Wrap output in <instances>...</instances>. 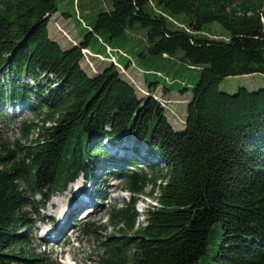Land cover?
<instances>
[{
	"label": "trees",
	"instance_id": "16d2710c",
	"mask_svg": "<svg viewBox=\"0 0 264 264\" xmlns=\"http://www.w3.org/2000/svg\"><path fill=\"white\" fill-rule=\"evenodd\" d=\"M73 4L85 34L61 14L79 38L63 48L47 30L58 14L54 0H0V109L19 104L40 120L21 123L25 144L10 147L0 135V264H54L30 250V216L79 175L90 178L95 162L120 164L110 174L130 196L109 209L118 236L84 225L97 243L95 264H201L217 224L213 264H264V87L218 90L227 78L264 75V0H111L92 24L79 0ZM136 25L146 30L142 57L173 62L181 53L199 72L195 83L176 90L190 93L183 125L174 127L155 97L177 95V81L158 70H133L145 86L139 96L128 73L133 58L104 35L113 39ZM212 25L228 38L203 35ZM87 56L99 59L97 74L80 66ZM7 118L0 110V122ZM126 139L133 148L123 150L144 163L98 149ZM154 193L156 205L136 225L137 197Z\"/></svg>",
	"mask_w": 264,
	"mask_h": 264
},
{
	"label": "rangeland",
	"instance_id": "374dc122",
	"mask_svg": "<svg viewBox=\"0 0 264 264\" xmlns=\"http://www.w3.org/2000/svg\"><path fill=\"white\" fill-rule=\"evenodd\" d=\"M58 14H70L72 18V23L78 29L81 36L85 34L84 30L81 28L80 24L75 20V15L73 13L74 4L73 0H54ZM111 8V0H79V11L82 14V18L87 24H92L95 19V15L99 11H105ZM50 24L53 23L52 18L50 19ZM71 22H67L66 29L70 30ZM170 24L175 27L183 28L185 25L181 20H171ZM57 31L62 33V29L54 23ZM70 28V29H69ZM48 30V29H47ZM145 32L146 30L139 27L138 25L134 26L132 29H128L119 37L109 39L106 34L105 37L107 42L113 48H118L126 53H128L133 58V64H135L128 71L131 75L130 78H133V83L135 84L136 92L139 96L144 94V84L138 80L137 76L134 74L133 70L140 73L143 76V72L151 73L155 70L161 72L164 76L169 78V80H176L177 83L173 86L172 90L175 91L177 95H169L168 97H163L159 93L155 94V97L166 105L167 119L172 125L184 124V113L186 105L190 99V93L179 94L176 92L178 89H182L185 84H193L196 82L199 72L195 70H189L186 66L184 60H182V54H178L176 57H173L174 61L170 62L163 61L160 59V56L151 55L142 57L140 54L145 52ZM49 35V34H48ZM203 35L209 37L210 39H220L226 40L228 36L221 30L218 26L212 25L207 27L204 30ZM51 40H53L50 37ZM72 43V42H71ZM86 54V51H85ZM117 55V54H115ZM90 56H87L85 63H80V66L88 75H93L98 73V69L94 65L99 61L95 60ZM89 60V61H88ZM111 61V60H110ZM99 63V62H98ZM92 65V67L90 66ZM104 64L99 66V69L102 70ZM151 77V76H150ZM0 78L2 76L0 75ZM137 78V79H136ZM5 83L8 84L6 79ZM160 89L163 86V83L160 85ZM264 87V75L254 74L252 77H233L223 80L219 86L218 90L220 92L234 94L239 88H246L249 91H255L259 88ZM141 93H140V92ZM161 95V96H160ZM4 114L8 115V118L3 122H0V135L4 142H6L10 147L15 146L16 143L25 144L22 137V132L20 130L21 123L24 121L26 123L37 124L40 123L39 118H37L30 110L25 109L19 104H6L4 108L0 109ZM176 123V124H175ZM180 125V126H181ZM175 127V126H174ZM35 132H32L29 135V140L35 138ZM132 145L133 140H124L121 143L122 146H117L112 148L106 143H102L98 149L107 152L108 154L115 155L117 157H130L135 158L137 162L144 163V161L132 153V151L123 150L125 146ZM130 145V147H131ZM100 162L94 163V170L91 173V177L87 178L85 175H79L78 178L72 183L68 184L66 188L62 191H55L47 200L42 201L38 198V201H42L40 205V210L38 215L30 216L31 221L33 222V228L30 233L33 237V241L29 246L30 250L39 254L40 257L45 258L48 262L54 264H95L97 261V243L92 236L86 235L83 232V227L85 224H94L95 226H104L106 231L103 233V236H118L119 232L116 229L109 227L108 213L109 209L116 205L117 207L121 206L123 202L129 201V193L124 190V185L121 180L115 176H111L110 172H117L115 167H122L114 164H105L100 165ZM126 168V167H125ZM82 182V184L80 183ZM79 188H82L81 191H78ZM81 185V186H80ZM77 187L76 192L74 193V188ZM149 187L146 188V192L149 191ZM80 192L82 193L80 196ZM96 192H99L96 194ZM156 193L152 196L147 197L141 195L137 197V202L135 205V210L138 214V219L136 225H141L144 223V213L150 206L156 205L155 202ZM85 197L88 199L86 204H82L81 199ZM59 201V202H58ZM80 205H77V204ZM55 204V205H54ZM72 205V210L68 213L67 216H64L60 213V209H67V207ZM84 209L82 208V206ZM77 210L81 208L87 211V216H81L83 213L80 211V216L75 217V207ZM81 206V207H80ZM59 210V214L57 213ZM76 210V211H77ZM29 211V209H27ZM95 211V214L88 215V212ZM219 224L215 225L212 228V231L209 236L207 255L201 264H213L211 256L216 253L217 244L220 242V233L221 229ZM45 232H49L55 235L56 240H46L44 238ZM44 233V234H43ZM27 250V249H26Z\"/></svg>",
	"mask_w": 264,
	"mask_h": 264
},
{
	"label": "crops",
	"instance_id": "0c3cea01",
	"mask_svg": "<svg viewBox=\"0 0 264 264\" xmlns=\"http://www.w3.org/2000/svg\"><path fill=\"white\" fill-rule=\"evenodd\" d=\"M52 21V24L48 22L47 25L49 37L56 41L61 47L68 48L71 45V41H74L76 43L79 42V38L77 36L78 33L73 24L70 23L72 27L71 29L69 28L70 30L66 29V23L70 22V20H65L59 14H55L52 17ZM54 23H56L62 29L65 35L55 29L56 27L54 26Z\"/></svg>",
	"mask_w": 264,
	"mask_h": 264
},
{
	"label": "bare ground",
	"instance_id": "6f19581e",
	"mask_svg": "<svg viewBox=\"0 0 264 264\" xmlns=\"http://www.w3.org/2000/svg\"><path fill=\"white\" fill-rule=\"evenodd\" d=\"M81 186V185H80ZM78 191H81V188H79V184H78ZM82 193L80 192V194H79V196L81 195ZM81 199V198H80ZM59 202V201H58ZM80 202H82V200L80 201ZM82 204H86L85 202H82ZM55 205V204H54ZM71 208H72V205L71 206H69V207H67V209H60V213L63 215V217L64 216H67L68 215V213L70 212V210H71ZM58 214H59V210H58V212H57ZM90 214H95V211H93V212H88V215H90ZM44 234V233H43ZM44 238L46 239V240H52V241H55L56 240V238H58V237H56L55 235H53V234H51V233H49V232H45V234H44Z\"/></svg>",
	"mask_w": 264,
	"mask_h": 264
}]
</instances>
